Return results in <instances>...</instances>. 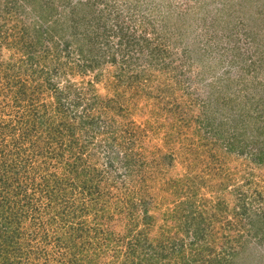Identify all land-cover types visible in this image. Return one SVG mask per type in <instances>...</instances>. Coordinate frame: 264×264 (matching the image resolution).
Listing matches in <instances>:
<instances>
[{"label": "rangeland", "instance_id": "1", "mask_svg": "<svg viewBox=\"0 0 264 264\" xmlns=\"http://www.w3.org/2000/svg\"><path fill=\"white\" fill-rule=\"evenodd\" d=\"M60 1L64 8L61 20L67 23L63 22L64 30H58L57 33L65 35L60 38L61 46H65L66 40L69 42V47L67 50L59 51L57 58L50 53L48 58L42 51L37 50L35 55L43 54L38 65L43 69L42 73L33 70L34 67L26 61L27 55L22 52L23 44L14 45L11 41L13 36L8 34L14 27L22 31L21 20L14 17L20 9L15 8L12 15H3L4 12L0 10V18L2 17L5 21L0 20V60L8 59L16 62L18 72L15 80H19L20 84L24 83L27 93L36 85H43L39 92H30L35 97L33 102L27 97L21 100V108L18 104L15 106L12 103L13 98L10 97L13 111L5 112L7 114L5 120L8 117H14V111L20 112L23 109L28 113L33 109H39L44 102L49 103L55 100L52 90L43 81L46 79L43 77L45 71H48L53 78H60L58 85L62 89L73 84V89L80 94L79 97L84 95L85 99H91L93 92L107 97H116L119 106L121 105L123 109L119 111V114L116 112L113 115L119 122V131L116 134L120 135L123 130L122 124L128 128L138 126L143 130V145L138 153L140 159H145L146 163L133 168L131 177H127L126 171L119 168L120 162L115 161L112 166H109V157L113 158L114 155H108L111 149L107 143L118 145V140L112 142L110 133L105 132L96 134L91 140L92 144L86 143L83 128L80 129L82 124L77 118H73L83 112L82 107L79 105L75 110L73 109V112L71 111L72 103L68 106V115L71 117L68 121H72L70 123L73 124L74 135L80 137L79 144L86 145L81 152V159L87 161L90 171L94 166L95 172L100 173L95 178L97 183L94 188L100 192V195L110 196L109 213L113 214L114 219L116 204L123 205L126 212L131 211L130 203H127L125 207L126 203H116L115 197L124 196L125 188L129 191L132 187L135 189L132 196L134 201L150 200L153 198L150 197L151 193L157 201L154 203L168 205L176 213L171 219L168 216L165 219L160 215L151 222L141 221L136 226L134 222L131 228L132 223H130V231L126 230L127 227L118 226L113 231L114 236L123 237L130 233L128 239L122 241L117 247L121 250L119 257L112 252V248L117 245L106 247L107 244H103V248L100 247L99 251V262L96 264H123L124 262L132 264L126 253L130 247L135 246L138 234L143 244L151 242L154 246L161 242L168 248L174 240L183 238L185 250L181 255L178 256L177 253L172 257L175 262H171L172 264H176L178 260L180 262L183 254L192 256L191 253L194 250L187 247L192 238L188 236L184 226L180 229L177 225V219L188 210L184 208H189V205L195 209L196 216L203 217L207 225L205 231L210 232L204 241H208V247L213 246V250L203 251L200 256L203 258L214 254L221 256V251L226 253L229 245L235 249L244 246L242 258L236 259L237 264H264V237L262 234L259 235L258 241V238H252L246 232L242 223L245 222V218L242 217V213L238 214L240 209L238 202L241 200L235 203V196L232 194L233 189L241 187L247 178H252L255 182L249 188L257 189L256 194L259 192V195L255 194L257 201L254 203L259 204V212L264 213V165L258 166L250 159V156L249 158L245 155L236 157L231 154L221 166V168L224 167L223 171L215 169L217 174L208 173L202 170L203 165L200 163L196 162L197 167H193L194 155H190L183 148V144L194 138V134L190 132L199 125L196 119H193L200 115L203 109L198 100L200 99L197 94L199 90H202L203 97L205 92L213 91L219 100L224 97L231 99L229 106H233L237 112L241 108L255 107L254 100L259 96V79L264 81V0H87L90 9L84 10V19L75 18L74 20L78 19L76 22L71 17L79 11V7L76 6L77 0ZM56 3L58 4L59 1L57 0ZM75 25L79 26L78 29L74 28ZM77 30H82L83 33L89 30V33L95 35L90 38L89 33L87 34L84 47H87L89 43L94 44L92 42L95 41L96 48H101L99 52H104L93 69L86 68L85 71L79 69V65L84 61L78 55L77 48L83 39L75 36ZM57 33L55 38L59 35ZM19 36L21 34L17 35ZM86 57L88 56L85 55L84 58ZM3 75L0 70V102L8 98L7 95L13 97V93L18 90L16 86L13 90H5L7 80ZM199 77L206 78L198 83L192 81ZM148 78L153 81L148 82ZM89 83L93 85L94 91ZM115 92H119L120 100ZM71 99L73 96L69 95L67 101ZM53 104L56 105V103ZM108 121L106 118L107 123ZM200 123L203 122L200 121ZM70 141L71 137L62 135L58 141H54L50 152L46 151V146L49 145L37 141L40 147L35 144L36 149L33 154L40 165L39 172L48 161L47 174H55L56 178L64 171L67 173V161L71 160L73 152L75 155L79 152L77 146L74 147L73 152L67 148ZM119 145L117 149L129 151V144L123 143L120 147ZM39 149L42 152L38 155L36 153ZM136 150L137 147L132 151ZM59 153L60 158L57 157ZM162 153L171 154L172 162L170 163L168 158L160 159ZM25 154L31 157L29 150H26ZM120 154H122L121 151ZM153 156H158L160 160L158 169L163 167L168 171L154 170L156 165H153ZM59 159H61L60 162ZM38 174L34 175L36 182L39 181ZM185 174L188 177L185 178ZM177 178L182 179L187 185H191L192 182H201L204 178L205 182L207 180L209 184L213 183V188L224 179H228V183L224 192L214 190L216 193L207 191L203 185L198 194L194 192L197 195L194 198L195 203H180L185 200L186 193L189 192L180 193L181 195L178 196L168 188L170 181ZM141 179L143 181H140ZM112 180H115V183H112ZM74 183L77 187H70L68 195L71 199H76V203L72 204L80 206L84 202L83 206L86 205L88 208L94 203L98 204L95 197L92 201L89 200L86 194L87 189L80 190L81 182L75 179ZM94 188L92 187V190ZM246 188L247 185L241 187L243 190ZM194 190L195 187H192V191ZM36 194L37 190L34 195ZM214 195H218L219 201L227 204V208L220 209L218 213L215 208L208 209L206 212L205 208H210V205L218 202V198ZM205 198L207 201L210 200L209 206L205 205ZM154 203L150 206L147 203V209L151 215L155 216L158 212L168 210L163 206H160L161 209L158 210ZM64 204L40 207L38 211L30 210L31 214L22 219L21 226H24L26 232L23 237L26 241L23 242L25 244L21 249L23 259L33 264H67L69 254H73V248L64 223L72 219L62 210ZM100 204H104L103 201H100ZM138 208L141 214L143 207L141 208L140 205ZM80 212L83 215L82 218L74 219V221H87L93 229L94 225L97 229L100 223L101 227L105 228L106 222L109 221L101 220L98 216L93 218L94 209L87 212L84 207ZM134 214L135 212L133 219ZM138 219L139 216L136 221ZM93 229L89 231L90 240H99L98 236H93L97 231ZM240 235H243L241 240L235 241V238ZM245 239L247 243H244ZM196 243L201 245L203 242ZM197 249L200 248L197 247ZM147 251L145 247L137 248L133 263L143 262ZM200 256L197 255V258L200 259ZM164 260L167 261V258L164 257ZM199 264H205V262Z\"/></svg>", "mask_w": 264, "mask_h": 264}, {"label": "trees", "instance_id": "2", "mask_svg": "<svg viewBox=\"0 0 264 264\" xmlns=\"http://www.w3.org/2000/svg\"><path fill=\"white\" fill-rule=\"evenodd\" d=\"M58 1L59 3L57 4V0H0V10L4 12L3 15H12L15 8L20 9L14 17L21 20L20 26H22V31L14 27L11 28V33L8 34L13 36L11 41L14 45L23 44L22 47L24 48H22V52L27 55L26 61L30 66L34 67V71L38 70L40 73H42L43 69L39 68L38 65L39 59L43 54H46L45 56H48L49 58L50 53L57 58L59 56V51L67 50L69 47V42L66 40L64 41L65 46H61L62 41H60V38L65 35L57 33L58 30H64L62 26L64 21L61 20V15L64 13V8L62 6L63 3H61L60 0ZM76 3V6L79 7V11L71 17L72 20L77 17L83 18L84 10L88 11L90 9L87 0H77ZM3 18H5V16H3ZM0 20L5 22L2 17ZM76 21H78V19L74 20V22ZM65 23H67V21H65L64 24ZM78 27L79 26L77 25L74 26V28L77 29ZM55 33L59 34L56 38ZM88 33L89 30L85 33H83L82 30H77L75 34L76 37L83 39L78 45L79 49L77 48L78 55L84 61V63L79 65V69L83 71H85L86 68L93 69L94 66H97L98 61L104 54V52H99V49L101 48H96V45H94L95 41L92 42L94 44L89 43L87 47H84V40L87 42ZM18 34H21V36L17 37ZM88 36L90 38L95 37L92 33H89ZM37 50L42 51L43 54L35 55ZM85 55L88 57L84 58ZM51 66L55 67L53 65ZM0 70L3 72V76L7 80L4 89L13 90L14 86L18 88V90L13 93V97L7 95L8 98H5L4 101L0 102V264H33L21 257L23 254L21 249H23L22 247L25 244L23 242L26 241L23 238L26 233L25 228L24 226H21V223L22 219L31 214L30 210L36 209L38 211L40 207L45 208V206L49 207L51 205L53 207L56 206V204L59 205L65 203L62 206V210L69 214V217L72 220L70 222L66 221V224L64 223V228L66 229L67 235H70L69 238L72 241L70 242V245L73 248V254H69L67 264L98 263L100 247L103 248V244H107L106 247L117 245L112 248V252H114L113 255L119 257L121 250L117 247L122 241L128 239L130 233H127L128 235L126 234L123 237H116L113 232L115 228L118 226L120 228L127 227L126 230L130 231L134 222H136L134 224L136 226L141 221L151 222L160 215L165 219L166 216L171 219V217L176 215L168 205L154 203L157 201H155L154 195L150 192V197H153L150 198V200H146L145 202L134 201L132 196L135 189H132L134 188L132 187L131 189L128 188L130 189L129 191L125 188L126 191L123 192L124 196L119 195L118 197H115L117 198L116 203H126L125 207L127 203H130L131 211L126 212L124 211L123 205L116 204L117 208H114V210H116V217L114 219L112 216L113 214L109 213V203L111 202L110 196H102L100 195V192L96 191V188H94L97 183L95 178L96 176H99L100 173L95 172L94 166L90 171L87 161L81 159V152H83L86 145H83L82 143L79 144L78 140L80 137L74 135V127L72 126L73 124L70 123L72 121H68L70 117V115H68V106H71L72 103L71 111L73 109L75 110L79 105L82 107L83 112L75 115L73 118H77L79 123L82 124L80 129L83 128V136L86 137V139H84L87 141L86 143L91 142L92 144L93 141L91 140L94 139L96 134L109 132L113 138L112 142L118 140L117 144H121L119 147L122 146L123 143L129 144V151L126 149L123 151L122 148L117 149L118 145H116V143H107L108 147L111 149L109 150L108 155H114L113 158L109 157V166H112L115 161L120 162L119 168L121 167L123 171H126L127 177H131L132 172L134 171L133 168L146 163L144 161L145 159H140L138 153L141 151L139 148L143 145V130L139 129L138 126L128 128V126L124 127L122 124L121 126L123 127V130L120 135L117 136L116 134L119 131V122L114 119L113 115L116 112L119 114V111L123 110L122 106H119L116 97H107L96 92H93L91 99H85L84 95L79 97L80 94L73 89V84H69L68 87L62 89L61 86L58 85L60 78H53L48 71H45V76L43 75V77L46 79L43 81L46 83V86L52 90L55 100L53 99V102L49 103L44 102L40 105L39 109H33L28 113L23 109L20 112L14 111V117H8V119L5 120V116H7L5 112L13 111L10 97L13 98L12 103H14L15 106L18 104V107L21 108V100L27 97L29 101L33 102L35 97L34 94L30 92H39L41 88H43V85H36L33 87V89L28 92L30 95L27 96V88L24 83L20 84L19 80H15L18 72L15 61L8 59L3 61L0 60ZM205 78L206 77L194 78L192 81L198 83ZM147 81L152 82L153 79L148 78ZM89 86L94 91L93 85H90L89 83ZM201 91L202 90H199L197 94L200 97L198 100L203 108L202 113L200 114L201 116L198 115L193 117L199 125L196 129L190 132L191 134H194V138H191L189 142L183 144L184 150L188 151L190 155H194L192 161L194 162L193 167H197V163H200L203 165L202 170L207 171L208 173L217 174L215 169L223 171L224 167L221 168V166H223V163L229 159L228 156L231 154L236 155V157L241 155L247 157L250 156V159H252L258 166L264 165V81L259 79V96L254 100L255 107H253V109L241 108L238 112L234 110L233 106H229L232 102L231 99H225L226 97H224L222 100H219V97H216L213 91H208V93L205 92V96L203 97ZM115 94L118 95L120 100L119 92H115ZM69 95H72L73 99L67 101V99L69 100ZM83 100H87V102H84ZM234 102H236L235 99ZM53 103H56V105ZM110 113L112 114L109 115ZM105 117L109 120V123L106 122ZM200 121L203 123H200ZM65 134L68 137H71V141L70 143L68 142L69 146H67V148L73 152V150H75L74 147L76 148L77 146V150L79 151L76 155L75 152H73L71 160L67 161L66 170L68 172L65 173L64 171L59 177L56 176V178L55 174H47L46 170L49 169L48 161H46L44 165L45 167L39 172L40 165L36 162L37 157H34L33 154L35 152L34 149H36L35 144H37V141H42L43 143H46V145H49L46 146V151L50 152L54 141H58L62 135ZM37 146L40 147L38 144ZM131 146L132 148L130 149ZM135 147H137V150L133 152L132 150ZM26 150H29L31 157L25 154ZM119 150L122 154H120ZM41 152L42 151L39 149L36 154L39 155ZM60 155L61 154L59 153L58 156H53L60 158ZM160 156V159L168 158L170 163L173 160L171 154L162 153ZM157 157L153 156L152 158L153 165H156L154 170L163 172L168 171V169H164L163 167L158 169V167H160V160ZM60 160L61 159H59V162ZM92 171L93 173H91ZM35 174H38L39 181L37 180V182L36 176H34ZM184 177L186 178L188 175L185 174ZM75 179L81 182L82 187L80 190L87 189L86 194L89 196V200L92 201V198L95 197L98 204H100V201H103L104 204L98 205L97 203H94L89 208L86 205L83 206L84 202L81 203L80 206L72 204L76 203V199H71L68 195L70 194V187H77L74 183ZM140 181H143V179ZM253 182L255 181L252 178H247L242 185H247L246 190L241 189V186L233 189L232 194L235 196V203H237L238 200H241V202H238L240 203L238 214L242 213V217L245 218V222H242L244 229L252 238H258L259 241V235L262 234L264 237V213L259 212V204L254 203L257 201L255 197L257 189L251 190L249 188ZM112 183H115V180H112ZM227 183L228 179H224L218 182V184H215L213 188V183L209 184V181L207 182V180L205 182L204 178H202L201 182H192L191 185H187L182 179L177 178L170 181L168 188L172 189L178 196L185 194V192H189L186 193L187 196L185 200L180 203L193 204L196 202L194 198L197 195H195V193L198 194L199 189H201L203 185H205L207 191L224 192ZM123 184H125V181H123ZM92 187L94 188L93 190ZM192 187H195L194 191H192ZM35 190H37L36 195H34ZM257 194L259 195V192ZM214 196L218 198V202L214 205H210L209 199L208 201L206 198L204 199L205 205H210V208H205L206 212H208V209L211 210V208H215L218 213L220 212V209L223 210L227 208V204L222 203L223 201H219L218 195ZM257 198L259 199V196ZM146 202L149 206L154 203L158 210H160L162 206L168 208V210L162 213L158 212L155 216L151 215L148 212ZM140 205L141 208L143 207L141 214L138 212V206ZM84 207L87 212L94 209L93 218L98 216L101 220H109L106 222L107 224L105 228L101 227V223L98 225L97 229L94 225V229L97 231L94 232L95 235L93 236H98L100 238L99 240H90L89 231L93 229V227L89 222H83V220H80L79 222L74 221V219L78 220L82 218L83 215L80 211ZM184 209L188 210L181 214L177 219V225L180 229L184 226V230L189 234L187 235L192 238L187 247L194 251L191 253L193 254L192 256L183 254L181 261L179 262L178 260L176 264H199L200 262H205V264H237L236 259L240 260V258H242L241 254L245 248L244 246L240 249H235L229 245L226 249V253L225 251H221V256H217V254H214L211 257L207 256L206 258L200 256V253L203 251L213 250V246L208 247V241H204L205 238H207L206 235L210 234V232L205 231L207 228L206 221L201 215L196 216V211L195 209H192L191 205H189V208L185 207ZM138 216L139 219L136 221ZM242 236L243 235L236 237L235 241L239 242ZM106 240L107 243H105ZM143 240L145 239L143 238ZM110 242L112 243L110 244ZM196 242L203 243L201 245L198 243L197 245ZM244 243H247L246 239L244 240ZM203 244H205V246ZM134 245L135 246L130 247L126 253L128 260H131L132 264H134V254L137 248L143 249V247H145L148 249L144 254L143 262H139L138 264H172L171 262H174L172 257L177 253L178 256L181 255L185 250L183 238L174 240L168 248L167 245L161 242L154 246H152L151 242L143 244L141 237H139L138 234V239L137 241L135 240ZM177 245H179V248H177ZM197 247L200 249H197ZM197 255L200 256V259L197 258ZM164 257L167 258V261L164 260ZM123 264L126 263L124 262Z\"/></svg>", "mask_w": 264, "mask_h": 264}]
</instances>
